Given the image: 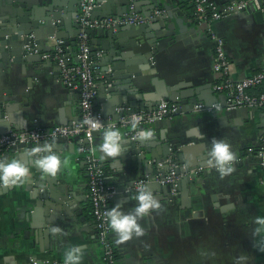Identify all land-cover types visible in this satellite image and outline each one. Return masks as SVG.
<instances>
[{
  "label": "crops",
  "instance_id": "obj_1",
  "mask_svg": "<svg viewBox=\"0 0 264 264\" xmlns=\"http://www.w3.org/2000/svg\"><path fill=\"white\" fill-rule=\"evenodd\" d=\"M0 1V9H4L9 0ZM193 1L171 0L182 13L181 17L172 18L162 8L164 0H156L159 5L150 12L165 15L171 22H165L166 30L174 35L161 42L156 61H152L154 69L149 71L144 61H133L132 73L140 71L141 77L132 79L160 84L158 102L175 99L172 94L176 91L182 92L185 104L197 99V103L206 106H223L229 95L218 86L225 77L238 81L264 71V17L256 14L264 0H249L248 12L211 24V32L224 41L230 63L225 77L213 71L214 44L192 14ZM209 1L221 8L238 0ZM136 5L128 10L131 12ZM146 6L144 1L138 14L144 15ZM109 12L103 7L95 12V19ZM51 29L50 23L39 26V54L27 57L24 63H16L7 52L0 57V134L11 128L26 130L35 122L45 128L64 125L80 116L76 94L58 81L55 63L40 56L55 47L57 41L49 36ZM139 35L133 37L138 41L142 38ZM99 40L97 36L91 41L97 45ZM131 41L128 40L127 51L136 52L140 42ZM65 48L74 55L73 47ZM100 78L98 74L96 84L101 83ZM257 92L249 90L252 94ZM98 99L95 110L114 120L116 98L99 92ZM224 111L191 113L188 121L180 123L183 135L192 140V144L185 143V152L189 148L185 161L197 164L200 156L208 153V163L193 184L180 185L176 194L168 193L155 182L148 184L144 191L159 208H150L143 215L136 212L140 204L136 196L140 192L128 191L127 187L141 176L138 149L134 151L124 142L117 144V154L110 156L103 149L107 133L96 140L94 152L102 161L106 182L115 188L110 213L115 210L121 216H135L142 232L138 235L133 230L130 239L119 243L120 234L111 227L109 241L117 264H264V167L257 158L264 137L263 113L260 109L237 115ZM161 132L163 129L149 133L147 142L151 141V145L146 142L138 156L154 152L159 155L154 147ZM215 143L228 145L232 155L222 166L213 155ZM77 147V141L43 144L41 153L21 149L4 162L19 160L29 173L16 185L0 188V264H31V259L46 264H102L87 177ZM50 155L60 160L55 177L44 174L35 163ZM69 254L74 258L69 259Z\"/></svg>",
  "mask_w": 264,
  "mask_h": 264
},
{
  "label": "built area",
  "instance_id": "obj_2",
  "mask_svg": "<svg viewBox=\"0 0 264 264\" xmlns=\"http://www.w3.org/2000/svg\"><path fill=\"white\" fill-rule=\"evenodd\" d=\"M249 4V0H238L229 3L221 8L209 0H194L192 3V14L198 25L205 28L214 44L215 62L213 71L225 77L230 69L224 52V41L211 32L212 23L228 18L236 13L243 11ZM100 5L96 0H82L79 23L82 27L88 29L109 30L116 26H140L160 15V11L151 12L149 15L138 13L125 14L120 18H101L90 19L92 10ZM131 10L133 8L131 7ZM30 41L23 46L27 56L39 54V49L33 35L29 36ZM77 54L71 56L62 41H57L52 52L40 54L42 60H51L55 63L58 70V81L64 85L70 92L76 94L80 116L77 120L64 125H55L49 128L35 124L26 130L18 131L7 129L0 134V158L5 150L18 144H39L42 141L54 138H75L78 140L77 154L79 160L83 162L87 177V188L91 214L93 217L96 239L102 249V264H117L115 252L110 244L109 237L111 233V215L110 201L115 193V188L106 182L105 171L102 161L94 152L93 132L103 131L105 129L115 130L117 140L123 138L129 141H135L138 137L149 134V128L153 123L164 119H172L178 112L179 106L174 102L160 101L153 109L136 110L130 113L128 108L117 107L115 114L119 117L116 120L106 119L100 111L95 110L93 101L95 99L96 79L99 74V66L91 57L89 44L84 33L78 36ZM220 90H226L229 98L224 105L212 104L206 106L202 103H196L192 106V113H211L215 111H232L240 108L260 109L264 115V71L257 72L238 81H231L224 78ZM249 90H258L256 94L249 93ZM105 122L107 124L105 125ZM137 126L133 131H126L128 126ZM148 127L140 130L139 127ZM40 147H35L34 149ZM42 150V149H41ZM40 151L39 153H41ZM257 158L260 165L264 167V137L261 139L257 150ZM170 169L166 174H157L150 178L145 174L140 176L135 183L129 187L128 191L140 192L148 184L155 182L160 186L171 185L172 194L177 193V182L182 178H196L204 167H196L187 172L184 168L178 172V166L170 159L165 160ZM158 167L163 162L156 164ZM3 184H0V188ZM264 188V180H262ZM31 264H46L38 259H31ZM51 264H61L57 261Z\"/></svg>",
  "mask_w": 264,
  "mask_h": 264
},
{
  "label": "water",
  "instance_id": "obj_3",
  "mask_svg": "<svg viewBox=\"0 0 264 264\" xmlns=\"http://www.w3.org/2000/svg\"><path fill=\"white\" fill-rule=\"evenodd\" d=\"M81 1L82 0H9L6 4H4V9H0V57L3 52H7L16 63H24L26 58L29 56L25 54L23 46L30 41L29 36L33 35V38L39 48L40 43L37 42L39 40L37 39L36 30L39 26L46 25V23H50L52 28L49 36L53 37L56 41H62L64 46L73 47V56L77 54L78 50V36L80 33H84L89 44L91 57L94 61H96L100 68L99 75L102 80L101 83L96 84L95 87L96 95L93 101L94 106L97 105L99 101V92H103L105 95L116 98L114 112L117 107L128 108L130 113L136 110L153 109L159 103V99L156 100V96L161 91L160 84L156 83L154 80L147 81V78L145 79L147 81L146 84L144 83L145 81L141 83V80H133L132 77L138 79L141 77L140 71L132 73L133 61H144L149 71L155 68L152 61H156L154 60V57L160 50L161 42L165 38L174 35L173 32L166 30L165 22H171L166 19L165 15H161L153 18L150 23L140 26H116L109 30L88 29L86 27H82L79 23ZM96 1L100 6L95 7L92 10L90 19H95L97 17L95 12L103 7H105L107 11L110 9V12L109 14L102 15L99 18H120L125 14L141 12L144 1L147 2V12L144 14L147 16L151 13L150 11L159 5L156 3V0ZM135 3L138 6H134V9L130 12L128 7ZM263 6L264 5H260L259 10L256 13L258 18L264 17ZM162 8L165 10L167 15L172 16V18L178 16L181 17L182 15V13L179 12L178 6L176 7L173 5L171 0H164ZM118 10L121 12H117ZM248 11L249 8L247 6L241 12ZM134 34H140L142 38H139L137 41L136 38L133 37ZM97 36L100 37V40L99 44L95 45L91 40ZM131 36L133 39H129ZM128 40H132L130 42L131 44L140 42V48L137 49L136 52L127 51V47L129 46ZM146 46L149 50L146 49ZM172 95H175V99L167 101L174 102L180 107L177 114L172 119L157 121L149 128L151 133L157 129H163V132H161L163 135H161L156 147H154L157 148L158 152H160L159 155H155L154 152L147 155L146 153H143L138 156L141 152L140 149L151 137L150 134L140 136L133 142L129 140L120 141L117 140L116 136L113 137L115 146L126 142V144H130V146L135 149L134 151L138 149V154H136L137 158H139L141 176L147 174L150 178H154L157 174H166L170 169L169 165L165 162L167 159H170L179 167L178 172H187L196 167H205L208 163V153L200 156V160L197 164H188L185 161L189 148L187 149V152H185L184 146L185 143H187L186 145L190 143L192 144V140L187 134L183 135L185 134V131L181 128L180 123L184 121L186 122L190 119L189 114L192 113V106L197 103V99H192L191 102L185 104L182 102V99L184 98L182 92L175 91ZM1 101L2 100H0V105L2 104ZM247 111L248 109L246 108H240L232 111H224V114L237 115L239 112ZM182 114L186 115L181 116ZM2 116L4 117L3 114ZM115 116L114 120L119 117L117 114H115ZM106 124L107 122H105V125ZM139 128L140 130H143L148 127L141 126ZM104 133H115V130L105 129L103 131L93 132V146H95L96 140L103 136ZM77 140V137L72 139L54 138L42 141L36 145L32 143L18 144L6 150L0 158V163H4L7 159H9L10 154H14L21 149L31 150L35 147H41L43 144L65 143L69 141L74 142ZM147 143L149 144L151 141ZM158 162H163V165L158 167L156 165ZM182 168L185 170L182 171ZM137 180L138 178H136V181ZM194 182L195 177L191 179L186 177L182 178L179 182H177V191L180 185H189ZM132 185L133 183H130L127 187H131ZM41 188L43 189V187ZM161 188L167 190L168 193H171V185H165ZM49 190H51L50 187ZM35 194L36 193H34V196H37V194ZM45 194H47V191ZM176 197L177 195L173 196L172 199H176Z\"/></svg>",
  "mask_w": 264,
  "mask_h": 264
},
{
  "label": "clouds",
  "instance_id": "obj_4",
  "mask_svg": "<svg viewBox=\"0 0 264 264\" xmlns=\"http://www.w3.org/2000/svg\"><path fill=\"white\" fill-rule=\"evenodd\" d=\"M115 133H108L106 137V142L103 145L104 151L110 155L114 156L117 154V147L113 141V137ZM228 145L224 143H215L213 155L216 157L218 163L222 166L225 162L230 161L232 159V155L228 151ZM50 150V149H49ZM34 152L42 151L39 148L33 149ZM35 163L39 166V169L49 176L55 177L58 167L60 165V160L55 155H50L43 157L35 161ZM0 184L4 186L8 185H16L18 181H20L21 177H25L29 173V168L25 165L21 164L19 160L13 159L10 163H0ZM136 199L139 200V207L136 209L137 215L146 214L150 208L156 207L159 208V204L156 203L150 194L146 191L141 190L139 195L136 196ZM111 219V227L120 234L119 243H123L130 239V234L133 230L137 232L138 235L142 234L140 228L136 224V217L132 215L121 216L120 213L113 210L110 213ZM74 257L69 254V259H73ZM78 259V257H76Z\"/></svg>",
  "mask_w": 264,
  "mask_h": 264
},
{
  "label": "trees",
  "instance_id": "obj_5",
  "mask_svg": "<svg viewBox=\"0 0 264 264\" xmlns=\"http://www.w3.org/2000/svg\"><path fill=\"white\" fill-rule=\"evenodd\" d=\"M138 127L137 126H133V125H131V126H128L127 128H126V131H133V130H136Z\"/></svg>",
  "mask_w": 264,
  "mask_h": 264
}]
</instances>
